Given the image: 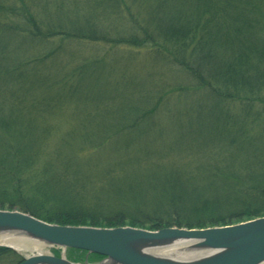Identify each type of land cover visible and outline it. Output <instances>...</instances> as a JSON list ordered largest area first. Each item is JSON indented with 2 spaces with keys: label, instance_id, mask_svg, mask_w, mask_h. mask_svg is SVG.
<instances>
[{
  "label": "trees",
  "instance_id": "1",
  "mask_svg": "<svg viewBox=\"0 0 264 264\" xmlns=\"http://www.w3.org/2000/svg\"><path fill=\"white\" fill-rule=\"evenodd\" d=\"M52 39L145 49L142 88L100 59L70 75L55 50L24 54ZM263 108L264 0H0V209L151 231L263 217Z\"/></svg>",
  "mask_w": 264,
  "mask_h": 264
},
{
  "label": "water",
  "instance_id": "2",
  "mask_svg": "<svg viewBox=\"0 0 264 264\" xmlns=\"http://www.w3.org/2000/svg\"><path fill=\"white\" fill-rule=\"evenodd\" d=\"M4 234L40 248L24 252L5 245L23 255L20 264H77L54 255V248L103 256L96 264H264V216L221 227L151 231L52 224L23 211L0 209Z\"/></svg>",
  "mask_w": 264,
  "mask_h": 264
},
{
  "label": "rangeland",
  "instance_id": "3",
  "mask_svg": "<svg viewBox=\"0 0 264 264\" xmlns=\"http://www.w3.org/2000/svg\"><path fill=\"white\" fill-rule=\"evenodd\" d=\"M4 1V0H1ZM7 2L12 0H5ZM66 50L64 55H60V53L63 50ZM52 54H50V51H54ZM71 50H73L76 53V58L72 60L71 57ZM24 54L31 59H36L38 62L40 59L47 54H50L51 57H62L61 64L58 67L61 74L69 73L72 74L70 71L76 68L77 66L84 64L85 60L89 61H99L104 63L105 67V73L106 78L114 80L115 82L118 80L119 76L124 72L126 76L127 83H135L139 84L140 89L143 86V82H140L141 75L143 72L146 73L144 70L145 67L149 68L148 63L145 62L144 58L148 55V52L145 49H132L126 46H108L104 43H94L90 41H75V40H59V39H52L51 42H43L42 40H35L32 41L27 48H25ZM129 54L134 55L132 59L134 60H124L122 58L116 59L118 56L126 57ZM52 60V59H51ZM71 60V61H68ZM66 71L64 72L63 71ZM184 78V77H183ZM175 79V78H174ZM173 84V83H172ZM91 95H104L103 91L96 87L90 88ZM105 91L108 92H115V87L113 84H109L104 88ZM231 111L233 114L237 115V117L240 116L241 112L243 116L245 115V112L243 111V106L241 104L235 103L231 104ZM261 109V107L255 106L252 109L251 117L255 116L257 113V109ZM264 109V108H263ZM250 115V112H249ZM64 122H61L62 120H57V118L52 119V124H55V126L58 127V134L64 137H75V135H71V131L69 130L70 127L75 124L72 120L69 118ZM164 121V120H163ZM72 122V123H71ZM50 139L55 141V136L53 135ZM71 145L68 146V151L70 154H77L79 151V147H84L86 142L83 141V139L79 136H76L74 139H71ZM84 158V157H83ZM97 172V171H94ZM100 173V172H99ZM98 173V174H99ZM88 175H93L92 172H89ZM94 178V177H92ZM91 182L88 184L90 185ZM0 247H5V245H0ZM12 250V249H11ZM61 250V249H60ZM51 251L54 252L53 249ZM72 253V254H71ZM79 252H74L66 250V257L70 258L71 256L77 255ZM82 256V255H81ZM19 258H14V255L7 254L4 256H1L0 258V264H16L18 262ZM79 261V260H78ZM83 262L79 261L78 263ZM93 264L92 262H90Z\"/></svg>",
  "mask_w": 264,
  "mask_h": 264
},
{
  "label": "bare ground",
  "instance_id": "4",
  "mask_svg": "<svg viewBox=\"0 0 264 264\" xmlns=\"http://www.w3.org/2000/svg\"><path fill=\"white\" fill-rule=\"evenodd\" d=\"M0 245H10L13 246L14 248H19L22 251L24 250V252L25 250L34 251L35 249L37 250L40 249L32 245H26L24 239H20L18 237L9 234L0 235ZM175 253H178V251H176Z\"/></svg>",
  "mask_w": 264,
  "mask_h": 264
},
{
  "label": "flooded vegetation",
  "instance_id": "5",
  "mask_svg": "<svg viewBox=\"0 0 264 264\" xmlns=\"http://www.w3.org/2000/svg\"><path fill=\"white\" fill-rule=\"evenodd\" d=\"M68 252H69V250H68ZM55 253L57 255H60L59 251H56ZM70 259L72 261H76V262H78V260H79V261H83V262L87 261V262H92V263L95 262L96 259L98 260V258L95 255L88 254L87 252H84V251H79V253H77V255H75V256L70 255Z\"/></svg>",
  "mask_w": 264,
  "mask_h": 264
}]
</instances>
